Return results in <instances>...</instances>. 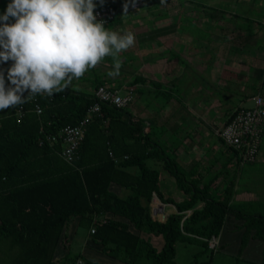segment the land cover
Wrapping results in <instances>:
<instances>
[{"label":"trees","instance_id":"trees-1","mask_svg":"<svg viewBox=\"0 0 264 264\" xmlns=\"http://www.w3.org/2000/svg\"><path fill=\"white\" fill-rule=\"evenodd\" d=\"M131 1L93 0L94 9L110 6L117 12L110 22L104 24L106 29L119 24L122 14L139 12L142 7L151 8L145 1L137 9L126 10L124 5ZM207 17L209 31H215V24L210 19L220 21V18L214 13H208ZM252 21L247 17L240 22V30H245L244 38L241 31L228 35L235 49V58L239 57L234 59L238 64L243 53L248 55L243 49H248L246 45L252 37L257 38V42L253 38L256 45L264 48L263 36L260 39L257 36L258 31H264V24L257 26ZM162 28H152L140 40L149 41L170 30L169 25L166 31ZM223 51L218 50L219 56H213V60L217 61L222 54L227 57V50ZM172 57L180 58L175 54ZM13 63L10 60L0 62L6 75V90L9 87L7 70ZM248 66L256 75L255 82L259 80L257 86H252L255 94L264 87V60L261 67L249 63ZM89 71L93 75L87 82L92 91L68 87L52 96L36 94V102L41 108L39 114L35 113L31 99L23 105L0 110V246L6 244L8 248L18 249L7 264H101L81 253L70 256L66 252L61 259L56 258L58 244L67 247L64 232L72 222L88 230L92 243L99 244L102 253L124 264H174L175 244L179 241L199 245L200 249L194 253L195 261L210 264L213 251L209 241L219 234L228 214L244 220L245 231L239 249L246 245L250 230L254 231V238L263 242L260 264H264V214L245 213L232 203L235 191L233 172L244 163L257 161L264 138V123L254 157L244 159L238 149L225 144L218 130L230 121L233 113L245 106L238 104L224 112L216 136L225 150L216 172L206 178L199 171L198 159L184 162L178 156L179 149L184 147L178 135L182 131L180 123L169 128L168 118L157 121L155 116L148 118L141 114L139 108L135 113L129 108L146 92L151 93V98L164 96L167 101H177L174 91H180L178 74H173L167 83L169 86H166L164 81L134 73L125 81V94L129 92L132 96L126 105L117 107L102 103L98 112L87 114L95 100L97 87H123L122 84L110 85L94 68ZM148 81L152 88L145 86ZM135 84L139 85L128 87ZM27 95L25 91L24 97ZM248 96L244 94L240 101ZM20 107L23 115L18 118ZM159 111L156 108L154 113L157 115ZM84 118L87 122L83 139L76 157L68 162L59 155L62 147L59 131ZM135 167L139 172L132 170ZM166 174L184 194L180 200L164 195L161 180ZM217 178L219 182H215ZM112 183L124 187L125 195L110 189ZM153 195L163 203L173 204L176 212L164 220L157 219L151 212ZM187 210L191 212L185 215ZM143 233L160 237L162 244L154 246ZM207 252L210 253L207 259L197 261V256Z\"/></svg>","mask_w":264,"mask_h":264},{"label":"rangeland","instance_id":"rangeland-1","mask_svg":"<svg viewBox=\"0 0 264 264\" xmlns=\"http://www.w3.org/2000/svg\"><path fill=\"white\" fill-rule=\"evenodd\" d=\"M8 1L11 2V0H0V15H3L6 11ZM143 1H148L151 8L145 9L142 7L139 12L122 14V21L119 24L106 29L120 35L126 33L134 35L133 46L116 54V60L120 65L119 74L115 75L116 69L111 55L106 56L107 59L104 57L94 67V71L104 75L105 81L110 83V85L122 84L123 87L120 89L121 94L125 93L124 88L127 86H125V81L134 73L145 75L148 79L164 81L166 82V86H169L167 83L171 80L172 75L178 74L179 79L177 82L180 83V91L179 89L174 91V94L178 98L177 101H172L171 99L167 101L164 96L151 98V93L146 92L143 97L136 99L129 108L133 113L137 112L136 108H139L141 114L146 115L148 118H154L155 116L158 119L157 121H166V118H168L169 125H171L169 128L173 127L176 123H180L182 131L178 135L181 137V144L185 146L184 144L188 143L189 145L186 146V150L182 153V149H179V158L184 160V162L189 161V156H191L189 150L192 151L195 158L200 156L199 166H207L209 174H211L208 176L207 173L205 176V171L200 170V172L204 173L206 178H209L220 166V161H222V157L220 156L222 151L225 150V146L216 136V128L219 126L224 112L227 110L238 104L245 107H252L254 105V90L252 86H257L259 80L257 79L255 82L256 75L250 72L248 63L261 67L264 60V48L253 42L254 36L246 45V47L249 46L248 49H243L247 50L245 52L248 55H244L243 53V56L238 60L240 63H236L234 59H238L239 57L235 58V49L228 35H234L235 32L241 31L239 25L243 18L246 20L249 17L255 23L254 25L257 26L264 24V0ZM115 2L117 0H114ZM153 4L156 5L153 6ZM247 6H258L263 9V12L254 8L250 10ZM208 13L217 14L220 18V21L217 19L212 21L210 19V22H214L215 24V31H209L207 24ZM14 22L15 18L9 17L7 22L0 23ZM168 25L170 27L168 33L155 36L154 39L149 41L142 42L140 40V37L147 36V33L152 28L163 26L162 30L166 31ZM244 31V29L241 31L243 38ZM258 33L256 35L258 34L259 39L262 36L264 39V31H258ZM254 40L256 41L257 38H254ZM262 44L264 46V41H262ZM171 50L178 54L180 58L171 59L169 55ZM218 50L222 52H224L223 50H227L229 55L227 57L220 56L218 61L213 60V56H219ZM0 71H2L1 68ZM86 72L79 78H72L71 84L68 87L92 91V86L87 80L93 74L89 69ZM109 73H113V75L110 76ZM4 77L6 80L5 74ZM177 82L176 85L178 86ZM138 85L135 84L128 87L136 88ZM145 86L152 88L149 81ZM244 94H249V96L240 101V98ZM161 103H163V106ZM156 108L160 109L157 115L154 113ZM166 130L169 131V129ZM195 142H198L197 146ZM194 149L196 150L195 154ZM218 150L219 152H217ZM204 152L209 155L207 156L208 158L204 156ZM213 156H217L216 158L219 161L215 160L212 163L209 158ZM157 167L160 166L157 165ZM132 170L139 172V169L136 167ZM233 173L235 174V191L232 203L245 213L264 214V138L260 145L257 161L244 163L243 167H240ZM164 176L165 179L163 180L162 178L161 180L163 187L161 189L164 195L172 196L175 200L183 198L184 195L175 186L173 178L167 174ZM215 182H219V180ZM110 189L116 193L118 192L121 196H124L127 192L124 187L115 183L110 185ZM153 197L160 200L156 195H153ZM150 205H152L151 202ZM152 210L153 208L151 207ZM189 211L191 210H187L186 212ZM152 213L155 214L156 211L153 210ZM158 217L156 216L157 219H159ZM165 218L166 216L161 218V220ZM222 228L218 239L216 236L212 237L209 241V247L213 251V261H216V264H255L254 261L256 259L254 260L253 255L257 252V256H261L258 249H254L255 247L252 248L253 250L239 249L241 243H236L237 232L227 228L226 232L223 233L222 230L225 229V226ZM64 233L67 235V247L65 248L62 244H58L55 252L56 258L61 259L66 252L70 256L81 253L89 260L97 263L124 264L120 260L102 253L100 245L92 243L88 230L85 227L78 226L75 222H72L68 227L66 226ZM142 235L148 238L156 247L162 244V239L158 236L147 233H143ZM7 246L6 244L0 246V264L9 263L16 250H18L16 247L9 246L8 248ZM199 249L200 246L194 243L177 242L175 244L174 264H198L195 261L194 253ZM237 249L239 253L236 252ZM208 254L210 253L207 252L197 256V261L207 259ZM142 264L147 263L142 262Z\"/></svg>","mask_w":264,"mask_h":264},{"label":"clouds","instance_id":"clouds-1","mask_svg":"<svg viewBox=\"0 0 264 264\" xmlns=\"http://www.w3.org/2000/svg\"><path fill=\"white\" fill-rule=\"evenodd\" d=\"M94 7L93 0H11L0 15V22L15 18L0 23V62L14 61L7 90L0 71V110L67 89L109 55L119 74L116 54L133 46L134 35L106 30Z\"/></svg>","mask_w":264,"mask_h":264},{"label":"built area","instance_id":"built-area-1","mask_svg":"<svg viewBox=\"0 0 264 264\" xmlns=\"http://www.w3.org/2000/svg\"><path fill=\"white\" fill-rule=\"evenodd\" d=\"M143 0H133L126 3V10H134L143 5ZM117 12L110 6H103L93 10V14L98 21L104 24L110 22ZM28 93V91H27ZM94 102L89 106L87 114L98 112L102 103L114 104L117 107L126 105L132 96L129 92L121 94L120 89H108L105 86H99L94 90ZM33 101V109L39 114L41 108L36 102V98H30ZM254 105L237 110L231 116L229 122L225 123L218 130L220 138L225 144L239 150L242 158L252 159L255 155V149L260 141L261 126L264 123V87L260 88L253 96ZM23 115L20 107L17 112L18 118ZM87 119L79 121L76 125H67L60 129L58 137L61 140V149L59 155L66 161L72 162L77 155V149L83 139L84 129ZM213 246L212 243H210Z\"/></svg>","mask_w":264,"mask_h":264},{"label":"crops","instance_id":"crops-1","mask_svg":"<svg viewBox=\"0 0 264 264\" xmlns=\"http://www.w3.org/2000/svg\"><path fill=\"white\" fill-rule=\"evenodd\" d=\"M247 8L248 9H250L251 10V8H254V9H257V10H261L262 12H263V9H261V8H259L258 6H254V7H251V6H247ZM243 12L244 13H246L247 14V12L246 11H244L243 10ZM172 33V32H171ZM170 54V58L172 59L173 57H172V54H175L176 56H178V54H176L173 50H171V52H169ZM226 54V53H225ZM226 55H229L228 53L226 54ZM222 56H223V54H222ZM176 58V57H175ZM218 61V60H217ZM205 137H207V136H205ZM198 142H199V140H198ZM197 142V143H198ZM196 142H195V145L197 146L198 144H197ZM185 146L183 147V149H182V151H181V153L184 151V150H186L185 148H186V146H188L189 144L188 143H185L184 144ZM192 147V146H191ZM194 147V146H193ZM188 148V147H187ZM197 149V148H196ZM189 152L191 153L190 155L191 156H189V158H190V160L191 159H197L198 158V160L200 159V156H198L197 158H195L194 156H193V154H192V151H190L189 150ZM217 152H219V150L217 151ZM196 153V150L194 149V154ZM179 156V155H178ZM204 156L205 157H207V156H209V155H207L205 152H204ZM218 156V155H217ZM217 156H213V157H210L209 159H210V161H214V160H216V157ZM208 158V157H207ZM184 161V160H183ZM219 161V160H218ZM217 161V162H218ZM221 162V161H220ZM199 168V171L200 170H203V171H205V176H206V174L209 176L210 174H209V168L207 167V166H203V165H201V166H199L198 167ZM217 180H219V178L217 179ZM112 185V184H111ZM118 193V192H117ZM184 195V194H183ZM157 197V196H156ZM151 207L153 208V210L154 211H156V213L155 214H153L155 217L157 216H159L158 218H159V220H161V218H163L164 216H167V215H169V214H171V213H175L176 212V209H175V207L173 206V204H170V203H163V202H161V200H158V199H154V197L152 198V201H151ZM153 210L151 211V212H153ZM191 211H189V212H185L186 214L185 215H188L189 213H190ZM225 224L223 223V228H224V226H225V229L224 230H222V232L224 233V232H226V229L228 228V229H230V230H234V231H236L237 232V237H236V240H237V242L236 243H241V239H242V237H243V235H244V231H245V227H244V225H243V223H244V220L243 219H239V218H237V217H235L234 215H232V214H228L226 217H225ZM222 228V229H223ZM221 231V230H220ZM253 230H250V232H249V236H248V238H247V244H246V246L245 247H243L244 248V250H253L252 248H254V249H258V251L261 253V256H257V252H256V254H254L253 255V257H254V263L255 264H260V262H261V258H262V248H263V242L260 240V239H257V238H254L253 237ZM220 233V232H219ZM219 235V234H218ZM218 235H217V239H218ZM239 236H240V238H239ZM220 242V241H219ZM257 251V250H256ZM236 252H238L239 253V251H238V249H237V251ZM84 255V254H83ZM259 255V254H258ZM238 256H240V255H238ZM257 257V258H256ZM215 259V258H214ZM210 264H216V261L214 262L213 261V259H212V261L210 262ZM244 264H246V263H244Z\"/></svg>","mask_w":264,"mask_h":264}]
</instances>
